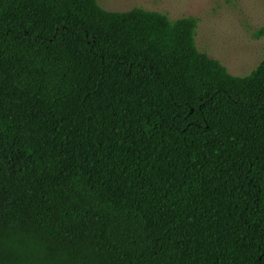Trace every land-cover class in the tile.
I'll list each match as a JSON object with an SVG mask.
<instances>
[{
	"label": "trees",
	"instance_id": "trees-1",
	"mask_svg": "<svg viewBox=\"0 0 264 264\" xmlns=\"http://www.w3.org/2000/svg\"><path fill=\"white\" fill-rule=\"evenodd\" d=\"M197 28L0 0V264H264V61Z\"/></svg>",
	"mask_w": 264,
	"mask_h": 264
},
{
	"label": "rangeland",
	"instance_id": "rangeland-1",
	"mask_svg": "<svg viewBox=\"0 0 264 264\" xmlns=\"http://www.w3.org/2000/svg\"><path fill=\"white\" fill-rule=\"evenodd\" d=\"M111 12L135 8L171 21L198 20L196 45L234 76L250 75L264 61V0H99Z\"/></svg>",
	"mask_w": 264,
	"mask_h": 264
}]
</instances>
